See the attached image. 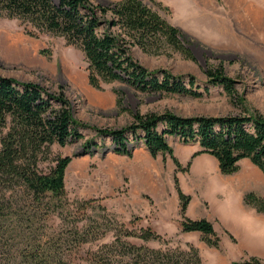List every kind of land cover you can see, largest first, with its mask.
<instances>
[{
	"label": "rangeland",
	"instance_id": "374dc122",
	"mask_svg": "<svg viewBox=\"0 0 264 264\" xmlns=\"http://www.w3.org/2000/svg\"><path fill=\"white\" fill-rule=\"evenodd\" d=\"M93 5L107 6L120 0H89ZM155 12L167 24L179 31L184 52L164 47L156 54H145L133 47L131 57L147 70L162 69L173 76H191L198 91L206 86L204 71L220 69L233 81L236 99L230 101L219 87H207V93L191 98L181 95L139 94L131 87L111 82L100 90L88 86L85 62L78 48L65 44L62 37L41 34L25 35L17 20L0 18V76L19 82L34 83L49 92H60L69 103L72 117L78 122L99 129L119 130L132 122L134 114L172 113L179 117L243 116L257 113L264 119V0H138ZM7 38L23 41L30 50L26 64L9 60L5 55ZM187 53V54H186ZM183 85L187 87L186 81ZM240 103V104H239ZM5 130L0 131V136ZM82 138L64 147L53 145L51 152L71 158L64 171L66 200L77 206L82 201L93 202L80 209L81 220L68 219L60 225L57 241L67 264H88L85 253L113 240L114 228L135 230L148 228L159 241H125L134 246L160 250L171 264H184L193 247L200 264H240L250 258L264 264V216L242 203L250 193L264 200V178L247 160L238 163V171L220 175L214 159L210 163L190 155L194 145H181L176 138L166 137L172 155L185 173H174L168 158L151 159L140 142L129 139L131 156L116 155L108 138L88 129L79 130ZM84 141L96 146L86 147ZM192 162V164H191ZM253 167L252 182L238 181ZM246 172V173H245ZM244 173V174H243ZM243 174V175H242ZM180 191L190 197L185 217L205 219L218 238L217 248L207 247L198 233H182L177 215V198L172 176ZM240 184H242L240 186ZM239 185V187H238ZM103 208L104 210H101ZM57 222L46 223L45 231L56 230ZM72 225L100 233L101 238L80 247L74 245ZM233 239L231 240L230 237ZM21 238L0 236V264H23L18 254ZM125 246L106 252L109 264H152V257L140 254L137 259L124 257ZM62 255V256H63Z\"/></svg>",
	"mask_w": 264,
	"mask_h": 264
},
{
	"label": "trees",
	"instance_id": "16d2710c",
	"mask_svg": "<svg viewBox=\"0 0 264 264\" xmlns=\"http://www.w3.org/2000/svg\"><path fill=\"white\" fill-rule=\"evenodd\" d=\"M0 18L17 20L25 35L36 38L41 34L62 37L66 45L78 48L85 62L89 87L100 90L101 84L123 83L139 94L163 93L200 97L207 87H219L230 101L235 102L233 81L220 69L204 71L206 86L202 92L191 76H173L165 70H147L135 61L131 48L145 54H156L162 48L186 52L179 40V31L167 24L155 12L138 0H120L107 6L93 5L89 0H0ZM187 54V53H186ZM186 81L187 87L183 85ZM240 104V103H239ZM88 129L108 138L113 153L131 156L128 141L140 142L151 159L168 156L174 173H185L189 162L182 167L172 155L165 138L174 137L183 145L196 146L190 160L199 155L214 159L220 175L238 171V163L247 160L264 178V119L257 113L243 116L179 117L172 113L134 114L132 122L119 130L88 127L72 117L70 106L60 92H49L34 83L19 82L0 76V236L23 239L18 254L23 264H67L57 241L60 225L68 219L81 220L80 209L92 200L73 207L65 198L64 171L71 158L51 152L56 145L64 147L82 138L79 130ZM84 146H96L84 141ZM177 198L179 230L198 233L201 241L217 248L218 238L205 219L185 217L190 197L180 191L172 176ZM245 206L264 216V200L248 193L242 198ZM101 210H104L101 208ZM57 222L56 230L47 233L46 223ZM74 245L80 247L98 240L112 228L103 226L100 233L72 225ZM230 237V236H229ZM123 238L142 242L159 241L160 237L148 228L137 231H113V240L85 253L88 264H109L106 252L125 246L124 257L137 259L140 254L152 257V264H171L160 250L131 245ZM231 240H233L230 237ZM190 259L184 264H200L197 252L189 247ZM63 255V256H62ZM166 257V256H165ZM240 264H260L250 258Z\"/></svg>",
	"mask_w": 264,
	"mask_h": 264
},
{
	"label": "bare ground",
	"instance_id": "6f19581e",
	"mask_svg": "<svg viewBox=\"0 0 264 264\" xmlns=\"http://www.w3.org/2000/svg\"><path fill=\"white\" fill-rule=\"evenodd\" d=\"M5 46V55L9 60L20 62L21 64H26L28 57L30 55V50L25 46L22 40L17 39H9L7 38L4 43ZM246 177L244 182H252L249 176Z\"/></svg>",
	"mask_w": 264,
	"mask_h": 264
},
{
	"label": "crops",
	"instance_id": "0c3cea01",
	"mask_svg": "<svg viewBox=\"0 0 264 264\" xmlns=\"http://www.w3.org/2000/svg\"><path fill=\"white\" fill-rule=\"evenodd\" d=\"M199 156H200L199 159H200V158L203 159L204 162H206V163H210V162H211V159L208 158V157H206L207 155L202 154V155H199ZM196 157H198V156H196ZM196 157H195V158H196ZM195 158L191 159L192 162L194 161ZM191 160H190V161H191ZM192 162H191V164H192ZM255 171H256V170H254L253 167L247 168V169H246L247 176L255 175V174H254ZM246 172H245V173H246ZM243 174H244V173H243ZM243 174H242V175H243ZM241 178H243L242 180H243V182H244V180H245L246 177H244V176L241 177V175H239V176L237 177L238 181L241 180ZM246 182H247V181H246ZM244 183H245V182H244ZM241 185H242V184H240V186H241ZM238 187H239V185H238ZM189 203H190V202H189ZM189 203H188V205H189ZM188 205H187V207H186V211H187V209H188Z\"/></svg>",
	"mask_w": 264,
	"mask_h": 264
}]
</instances>
